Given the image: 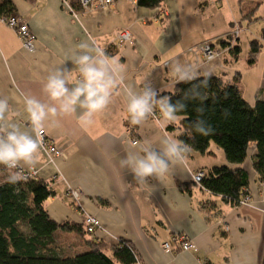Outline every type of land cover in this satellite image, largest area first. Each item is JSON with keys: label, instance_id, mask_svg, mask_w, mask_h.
<instances>
[{"label": "crops", "instance_id": "obj_1", "mask_svg": "<svg viewBox=\"0 0 264 264\" xmlns=\"http://www.w3.org/2000/svg\"><path fill=\"white\" fill-rule=\"evenodd\" d=\"M12 1L14 13L34 34L36 47L33 53L26 51L16 33L0 22V96L9 97L12 107L21 112L17 103L21 93L47 101L43 84L48 72L82 41L94 42L118 57L126 67V83L137 91L147 82L160 92L172 91L169 58H174L226 83H234L237 76V86L250 104L264 99V42L256 61L247 62L249 41L264 28V0H162L154 8L139 6L135 0H117L108 10L93 6L77 16L61 0ZM252 7L255 13L244 16ZM236 26L237 39L245 33L248 42L238 55L230 50L235 44L223 38ZM124 28L131 31L133 43L118 46L115 39ZM202 42L220 48V58L209 63L200 59L197 65L201 56L189 53V47ZM62 67L69 70L70 79H77L75 65L66 61ZM154 112L155 117L133 125L125 97L117 89L113 102L91 126L83 127L76 116H67L61 118L59 128L46 131L61 151L53 156L42 149L34 167L38 178L54 191L45 203L48 215L57 223L73 224H82L88 215L96 217L100 224L96 232L68 235L82 245L85 236L110 244L129 241L139 257L136 264H264V184L252 168L255 143H250L239 165L248 173V199L236 206L193 182L200 170L228 165L212 147L215 156L188 151L168 174L138 183L128 169L121 168L120 159L135 151L134 145L156 144L164 135L178 139L180 131L172 124L162 128V115ZM16 122L30 127L23 115ZM71 190H78V199L68 194ZM59 235L66 236L62 231ZM178 235H185L195 249L182 250L173 242V250L164 251L162 244Z\"/></svg>", "mask_w": 264, "mask_h": 264}, {"label": "trees", "instance_id": "obj_2", "mask_svg": "<svg viewBox=\"0 0 264 264\" xmlns=\"http://www.w3.org/2000/svg\"><path fill=\"white\" fill-rule=\"evenodd\" d=\"M73 1L76 3V0ZM136 2L139 6L150 8L162 4V0ZM14 10L12 0H0V17ZM253 11L254 8L247 15ZM260 37L264 39V28ZM235 47L237 51L233 53L237 55L240 47ZM260 47L259 40L250 41L248 64L255 62ZM190 87V83H178L171 92L163 91L159 95H169L175 102L182 99ZM203 92L208 96L203 102L206 109L204 118L215 129L214 133L201 136L195 133L191 125L197 119L196 109L200 106L198 100L186 101V111L178 113L179 122L172 125L180 130L178 139L188 146L189 151L214 155L210 149L211 143L223 150L228 165L212 166L204 172L205 176L197 184L220 196L222 202L236 206L242 196L248 194V173L239 165L246 158L250 143L256 145L252 168L260 182L264 183V99L250 104L243 98L237 86V78L234 83H226L214 75L210 87L203 89ZM225 109L230 113L227 117L223 114ZM157 110L158 107L154 111ZM26 170L29 169L11 171H23L24 174ZM8 174L3 173L0 180V264H136L139 261L132 244L122 239L116 244H110L92 236L84 237L85 250H65L58 241L59 232L76 231L82 236L91 235L86 226L83 223H57L48 215L45 203L54 191L37 174L30 176L26 183L19 182L16 185L6 182ZM183 188L188 190L185 185Z\"/></svg>", "mask_w": 264, "mask_h": 264}, {"label": "clouds", "instance_id": "obj_3", "mask_svg": "<svg viewBox=\"0 0 264 264\" xmlns=\"http://www.w3.org/2000/svg\"><path fill=\"white\" fill-rule=\"evenodd\" d=\"M171 72L173 87L178 83H190L182 99L175 102L169 95H159L160 91L151 82L144 83L140 91L126 83V67L115 56H110L104 47L82 41L71 50L60 65L48 72L43 84L47 101L33 94L21 93L22 112L13 108L9 97L0 96V165L7 169L35 167L43 148V134L61 126V118L76 116L83 127L91 126L94 118L102 114L113 102V96L120 89L126 100V111L133 125L144 123L158 107L163 121L161 127L174 124L178 113L187 109L186 101L198 100L197 119L192 122L195 133L208 136L215 129L204 118L203 102L208 99L203 89L210 87L213 74H200L198 69L174 58ZM70 61L75 65L78 77L69 78V70L62 67ZM168 61L165 62V65ZM195 81V83H193ZM224 116L230 115L224 110ZM23 115L30 127H22L16 118ZM135 151L127 152L119 161L121 168L128 169L138 183H148L149 177H162L170 168L181 163L188 146L179 139L164 135L154 144L145 141L134 145ZM23 171H11L6 182L16 185L27 182Z\"/></svg>", "mask_w": 264, "mask_h": 264}, {"label": "built area", "instance_id": "obj_4", "mask_svg": "<svg viewBox=\"0 0 264 264\" xmlns=\"http://www.w3.org/2000/svg\"><path fill=\"white\" fill-rule=\"evenodd\" d=\"M67 1L68 0H64L62 2L65 7L67 5ZM76 1L80 2L82 4L90 3V5H92V7L97 6V7L103 8L102 6L95 5L92 0H76ZM102 1L106 5H108V4L113 5L117 0H102ZM10 21L14 22V18H11ZM18 36L20 39L23 40L24 45H29L32 41L31 32L29 31L28 28H26L24 26H21L20 29L18 30ZM131 39H132V33L127 28L120 30L116 36L117 44H119V45H122L121 43L130 41ZM206 43L207 42L200 43L196 46H199V50H203L207 54V57H209L211 55L212 50H211L210 46ZM204 45H206V46H204ZM190 50L193 52V54H196V52L193 48ZM155 115H156V113L154 112L151 116L155 117ZM132 143L136 144L137 143L136 139H133ZM42 149L48 151L50 154L54 153L55 156L61 155V151L56 147L53 140H51L50 138H48L46 136L45 132L43 134V148ZM23 169H29V170H26L27 172L24 173V175H26L28 177L35 176L37 174L36 168L30 167V168H23ZM203 176H205L204 171L200 170L193 175V181L195 183H198L203 178ZM68 194L75 200L78 199V197H79L78 190H71ZM247 199H248V194L243 195L241 200H240V203L247 201ZM82 223L86 226L87 230L90 233L95 232L100 226L98 219L94 216H91V215L85 216L82 220ZM173 242L177 243L178 247L182 250H194L195 249L194 243L192 241H190L185 235H178V236L171 237L170 240H168V241H165L162 244L163 250L166 252H171L173 250L172 249V243Z\"/></svg>", "mask_w": 264, "mask_h": 264}, {"label": "rangeland", "instance_id": "obj_5", "mask_svg": "<svg viewBox=\"0 0 264 264\" xmlns=\"http://www.w3.org/2000/svg\"><path fill=\"white\" fill-rule=\"evenodd\" d=\"M245 13H244V16H247V12L246 11H244ZM245 23V22H244ZM260 36V35H259ZM223 38H225V36L223 37ZM225 42H228V43H234L235 44V46H240V51H239V53L241 54L242 53V51H245L246 50V46H247V40H246V34L245 33H241L240 34V36L238 37V39H237V37H233L232 38V40H229L228 39V37H226L225 38ZM228 40V41H227ZM241 42V44L239 45V43ZM202 43H204V42H202ZM200 44V43H199ZM206 44H208L209 46H210V48H211V50H212V52H211V55L209 56V57H207V54L203 51V50H199V46H191V47H189L190 49H194L195 50V52H196V55L197 56H201V58H199V59H197V65H199L200 64V59L202 60V62L203 63H209V62H211V61H214V60H217L218 58H220V56H221V51L219 50L220 48H216L212 43H210V42H207ZM198 45V44H197ZM249 45V44H248ZM204 46H206V45H204ZM235 46H233L231 49H232V53H233V51H237V48L235 47ZM249 48H250V45L247 47V49L249 50ZM189 53H192L193 54V52L190 50V52ZM238 53V54H239ZM237 54V55H238ZM257 58V57H256ZM256 61V60H255ZM236 77L237 76H235L234 78H235V80H236ZM223 81V80H222ZM238 81V80H237ZM224 82V81H223ZM177 85V84H176ZM173 90V89H172ZM240 90V89H239ZM171 92V91H170ZM241 92V91H240ZM247 101V100H246ZM176 131H179V129L178 128H176L175 129ZM210 147H212L215 151H216V154L218 155L219 154V157L220 156H224V158H225V155H224V153H223V150L222 149H219V148H216V146H215V144L214 143H211L210 144ZM211 149V148H210ZM53 156H55V154L53 153L52 154ZM217 155H216V157H217ZM225 160H226V158H225ZM226 162V161H225ZM220 165H224V164H220ZM12 169H7V168H5L3 165H2V169H0V180L2 179V175H3V173H8V172H10ZM240 204V203H239ZM62 232H64V234L66 235V236H64V237H60V239H58V241H59V243L61 244H63V246L65 247V250H67V251H71L70 250V248L71 249H76V250H74V251H77V252H80V251H83V250H85L86 249V247H85V245H82L81 243H77V238L76 237H73V235L71 236V235H68V234H70V233H73V234H76L77 235V233L75 232V231H62ZM86 235H88V234H86ZM85 237H87V236H85ZM72 252V251H71Z\"/></svg>", "mask_w": 264, "mask_h": 264}, {"label": "bare ground", "instance_id": "obj_6", "mask_svg": "<svg viewBox=\"0 0 264 264\" xmlns=\"http://www.w3.org/2000/svg\"><path fill=\"white\" fill-rule=\"evenodd\" d=\"M64 0H61V2H63ZM93 2H94V4L95 5H98V6H102L103 7V9H105V10H108V9H110L111 7H112V5L111 4H108V5H106V4H104L103 3V1L102 0H92ZM135 2H136V0H135ZM136 4H137V2H136ZM114 5V4H113ZM66 7H67V10L73 15V16H77V14L79 13V12H81V11H88L91 7H92V5H90V3H88V4H82V3H80V2H77L76 1V3H74V1L73 0H68L67 1V5H66ZM254 7H252L251 9H253ZM250 9V10H251ZM255 9V8H254ZM255 13V11H253L252 12V14H248L247 15V17L248 16H252L253 14ZM11 18H14V22H11L10 21V19ZM0 22L1 23H3V24H5V25H7L9 28H11L15 33H16V35H17V37H18V39L20 40V43H21V46L26 50V51H28V52H30V53H33V52H35V50H36V47H35V36H34V34L30 31V28H29V25H28V23L21 17V16H19V15H17V14H15L14 12H12V13H10V14H7V15H4V16H2V17H0ZM21 26H24V27H26V28H28L29 29V31L31 32V38H32V41H31V43L29 44V45H24V42H23V40L22 39H20L19 38V36H18V30L20 29V27ZM239 27H233L231 30H230V32H227L226 33V36L225 37H229V39L230 40H232V38L233 37H237L238 36V34H239ZM254 39H256V40H259L260 41V43H261V45H262V43L264 42V39H262L260 36L258 37V38H254ZM254 39H251V40H254ZM250 40V41H251ZM250 41H249V45H250ZM115 43L117 44V40L115 39ZM115 43H114V46H115ZM131 43H133V35H132V39L130 40V41H127V42H124V43H121L122 45H126V44H131ZM118 46H120L119 44H117ZM121 45V46H122ZM249 50H250V48H249ZM260 50H261V47H260ZM249 52V51H248ZM247 55H248V53H247ZM100 227V226H99ZM97 230H99V229H97ZM96 230V231H97ZM95 231V232H96ZM94 233V232H93ZM92 234V233H91Z\"/></svg>", "mask_w": 264, "mask_h": 264}]
</instances>
